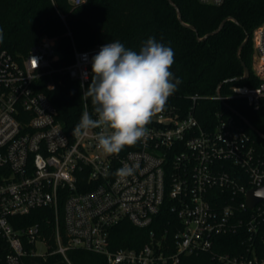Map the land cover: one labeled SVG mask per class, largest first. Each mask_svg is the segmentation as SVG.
<instances>
[{
    "label": "built area",
    "instance_id": "1",
    "mask_svg": "<svg viewBox=\"0 0 264 264\" xmlns=\"http://www.w3.org/2000/svg\"><path fill=\"white\" fill-rule=\"evenodd\" d=\"M67 1L76 6L85 0ZM199 1L221 5L226 0ZM251 39V71L259 84L234 85L231 93L211 98L241 97L254 109L264 102V20ZM110 42L115 41L85 49L72 43L67 64L59 63L55 36L42 35L26 53L0 44V264H43L54 254L72 264L70 249L101 254L107 264H174L180 254L200 251L223 264H264L255 249L264 200L251 208L246 204L247 190L264 185V156L233 115L216 113L217 121L205 127L193 112L197 95L189 104L169 98L148 125L146 140L113 155L98 148V129L76 137L73 128L63 126L46 91L64 78L75 81L82 113H91L83 97L91 60ZM124 164L136 171L121 180L114 173ZM43 207L52 213L49 229L17 225L18 217ZM163 207L173 214L167 226L150 229L139 247H111L115 225L127 220L148 227ZM238 227L247 235L243 251L213 250L215 235Z\"/></svg>",
    "mask_w": 264,
    "mask_h": 264
},
{
    "label": "trees",
    "instance_id": "2",
    "mask_svg": "<svg viewBox=\"0 0 264 264\" xmlns=\"http://www.w3.org/2000/svg\"><path fill=\"white\" fill-rule=\"evenodd\" d=\"M172 1L184 24L167 0H85L76 6L67 0H0V29L3 31L0 44L12 53H26L42 35L55 36L59 63L67 64L73 58L72 43L78 49H85L98 42L119 41L126 48L139 51L144 41L155 38L175 53L171 70L181 83L171 100L189 104L190 96L197 95L193 112L205 127L217 121L216 113L222 117L233 115L252 138L256 150L264 156V138L225 105L234 108L264 134V102L254 109L241 97H231L225 102L211 98L219 83H222L219 93L223 95L231 93L234 85L259 84L260 80L251 71V36L254 27L264 20V0H226L221 5L204 4L199 0ZM226 17L232 19H227L217 33L201 40L187 26L193 25L202 37ZM68 29L71 36L67 34ZM247 34V41L237 53ZM241 61L248 67L250 75L244 80H234L243 74ZM46 92L57 108L63 126L74 128L82 115L77 82L64 78L61 84ZM51 218L48 208H35L18 217L17 225L38 223L49 229L47 223ZM172 218L173 214L163 207L153 223L145 228L123 220L111 229V247H139L147 240L150 229L160 231ZM246 236L243 227L217 234L212 248L217 252L239 253L245 249ZM255 249L260 256L264 255V223L255 237ZM67 256L72 264H107L103 255L83 249H70ZM43 264L68 263L60 254H54ZM174 264L223 263L210 252L200 251L180 254Z\"/></svg>",
    "mask_w": 264,
    "mask_h": 264
},
{
    "label": "clouds",
    "instance_id": "3",
    "mask_svg": "<svg viewBox=\"0 0 264 264\" xmlns=\"http://www.w3.org/2000/svg\"><path fill=\"white\" fill-rule=\"evenodd\" d=\"M174 63L173 49L152 37L143 42L139 51L119 41L103 45L92 57L91 82L83 92L92 112L83 111L72 134L86 137L98 129L97 146L108 155L145 141L148 125L165 110L181 83L171 70ZM135 171L134 165L124 164L114 175L123 180Z\"/></svg>",
    "mask_w": 264,
    "mask_h": 264
},
{
    "label": "water",
    "instance_id": "4",
    "mask_svg": "<svg viewBox=\"0 0 264 264\" xmlns=\"http://www.w3.org/2000/svg\"><path fill=\"white\" fill-rule=\"evenodd\" d=\"M169 2L170 5H172L175 10H176V13H177V17H178V20L184 24V22L182 21V18H181V14H180V11L178 9V7L173 3L172 0H167ZM227 19H232L231 17H226L225 19H223L220 24L213 30L207 32L204 36L202 37H199L197 32H196V29L193 25H187L189 26L191 29H193L196 33V37L197 39L201 40V39H205L206 37H208L209 35L211 34H215L217 33L221 27L223 26V24L225 23V21ZM248 39V34L246 35V38L245 40L238 46V51L237 53H239L241 47L243 46V44L247 41ZM241 64L243 66V74L241 76H238L236 77L234 80H244L246 78L249 77L250 75V71L248 69V67L244 64L243 61H241ZM222 83H219L217 88H216V93H219V90H220V87H221ZM225 105L230 109V111L232 113H234L236 116H238L239 118H241L247 125H249L253 130H255V132H257V134L259 136H261L262 138H264V134H262L261 132L257 131L238 111H236L234 108H232L231 106H229L228 104L225 103ZM264 200V185L262 186H258V187H253V188H250L247 190L246 192V204L249 208L253 207L257 202L259 201H263Z\"/></svg>",
    "mask_w": 264,
    "mask_h": 264
},
{
    "label": "snow or ice",
    "instance_id": "5",
    "mask_svg": "<svg viewBox=\"0 0 264 264\" xmlns=\"http://www.w3.org/2000/svg\"><path fill=\"white\" fill-rule=\"evenodd\" d=\"M35 63V62H34Z\"/></svg>",
    "mask_w": 264,
    "mask_h": 264
}]
</instances>
